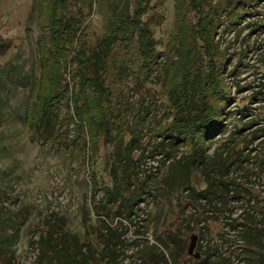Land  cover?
I'll list each match as a JSON object with an SVG mask.
<instances>
[{
  "label": "rangeland",
  "instance_id": "rangeland-1",
  "mask_svg": "<svg viewBox=\"0 0 264 264\" xmlns=\"http://www.w3.org/2000/svg\"><path fill=\"white\" fill-rule=\"evenodd\" d=\"M160 3L151 11L161 15L153 33L162 73L122 84L124 130L67 148L35 125L50 87L41 89L56 83L53 0H0V264H72L70 251L76 264H264V0ZM200 15L210 20L209 32L199 28L216 50L210 59L193 31ZM109 16L103 0L85 8L92 39ZM214 87L227 100L221 127L167 142L175 110ZM138 99L149 108L143 118ZM66 108L63 98L60 116ZM77 241L80 253L70 248Z\"/></svg>",
  "mask_w": 264,
  "mask_h": 264
},
{
  "label": "trees",
  "instance_id": "trees-1",
  "mask_svg": "<svg viewBox=\"0 0 264 264\" xmlns=\"http://www.w3.org/2000/svg\"><path fill=\"white\" fill-rule=\"evenodd\" d=\"M94 1L53 0V9L47 18L51 44L47 53L52 57L50 68L54 73L56 71L57 76L56 83L50 82L48 86L44 84L41 89V92H47V87H50L49 94L45 95L38 109L35 125L43 135V140L51 138L53 143L67 148H74L81 143L85 146L83 138L86 134L100 133L106 137L112 135L113 131L124 130L125 116L131 109L125 107L129 102H124L122 84L140 85L159 71L162 73V67H158L157 62L160 51L156 49L157 41L153 33V24L159 21L161 15L151 11L154 7H160L161 0H103L110 12L109 21L106 30L92 39L85 30V8H90ZM130 2L131 9L128 11ZM202 10L203 7L200 14ZM260 21H264L263 16ZM209 26L210 20L200 15L193 30L197 38L201 37L202 50L208 59L213 54L217 56L215 49L207 50ZM199 28L208 32L200 35ZM1 41L5 45L8 43L6 40ZM169 69L168 65L164 68L167 78ZM214 73L213 66H207L204 73L206 84L215 85ZM43 79L49 81L47 76ZM186 83L189 85V82L184 81V88ZM190 90L189 87L188 91L183 90L178 98L182 94L188 96ZM215 90L214 87L211 98L199 91L196 96L200 95V99L195 98L194 104L186 103L175 110L171 128L165 132L164 139L167 142H176L186 137L185 134L207 139L221 127L227 100L223 101L220 91L215 95ZM63 98H66L67 110L64 116H60ZM171 100L175 101L172 96ZM136 104L137 112L140 111L143 118L149 108L141 99ZM32 114L29 110L30 123L33 122ZM52 122L54 128L49 132L48 125ZM70 130L73 135L68 133ZM164 139L156 144L165 149L167 142ZM61 234V231H57L55 236ZM74 235L79 237V233ZM70 248H77L78 252L83 249L78 241ZM70 253L73 258L71 261H74L72 264H76L79 259L75 260V255Z\"/></svg>",
  "mask_w": 264,
  "mask_h": 264
},
{
  "label": "water",
  "instance_id": "water-1",
  "mask_svg": "<svg viewBox=\"0 0 264 264\" xmlns=\"http://www.w3.org/2000/svg\"><path fill=\"white\" fill-rule=\"evenodd\" d=\"M192 238H193V239H192V242H191V244H190V246H189V248H188V252H191L192 249H193V247H194V239H195V237L193 236Z\"/></svg>",
  "mask_w": 264,
  "mask_h": 264
}]
</instances>
